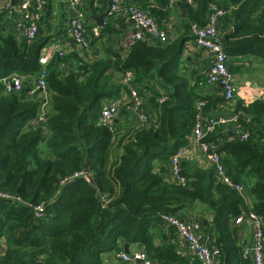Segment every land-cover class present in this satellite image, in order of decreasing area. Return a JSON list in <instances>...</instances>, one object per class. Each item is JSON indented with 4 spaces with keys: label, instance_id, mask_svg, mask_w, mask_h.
<instances>
[{
    "label": "trees",
    "instance_id": "16d2710c",
    "mask_svg": "<svg viewBox=\"0 0 264 264\" xmlns=\"http://www.w3.org/2000/svg\"><path fill=\"white\" fill-rule=\"evenodd\" d=\"M212 1H179L186 8L188 33L192 23H207ZM226 1L237 6L233 29L220 35L229 56L264 57V0ZM168 4L170 0L162 2ZM142 8L155 17L153 8ZM92 27L86 25L89 44L102 38L108 25L98 36ZM45 40L37 34L33 41H19L13 33L0 32V78L13 73L35 77L20 92L0 94V193L44 208L38 216L24 202L0 195V239L5 241L0 264H103L104 253L124 250L122 240L139 244L157 264H201L179 252L176 230L162 220V214H176L196 201L214 214L209 225L216 234L219 264H254L238 242L235 221L250 211L264 221V99L248 105L231 101L250 130L248 139L219 129L208 138L218 145L228 173L245 186L251 204L220 182L210 166L189 174L183 169L185 185L166 174L171 157L190 140L198 103L212 105L179 69L182 40H138L126 56L93 61L75 52L63 57L56 52L44 65ZM70 58L78 60L75 67L67 65ZM43 68L50 110L43 122H34L43 100L41 92L32 96L28 91ZM129 69L142 92L154 80L170 90L164 102L156 99L159 91L148 97L154 118L119 134L118 120L105 125L100 117L104 100L120 95L119 76ZM203 78L206 83L205 74ZM221 90L217 101L230 102ZM114 148L121 152L112 162Z\"/></svg>",
    "mask_w": 264,
    "mask_h": 264
},
{
    "label": "crops",
    "instance_id": "0c3cea01",
    "mask_svg": "<svg viewBox=\"0 0 264 264\" xmlns=\"http://www.w3.org/2000/svg\"><path fill=\"white\" fill-rule=\"evenodd\" d=\"M31 1V9L40 12L41 15L38 21V37L46 38V45L42 50L41 56L45 53L54 51V46L67 48V54L75 52L86 61H93L100 57L107 58L109 55L112 58L119 54L122 56L127 55L129 49L127 43L132 32V24L126 17L124 9L114 16L109 17L107 16L109 7V1L107 0H78L76 4H73L71 0ZM164 1L165 0H142L136 3L144 8H153L157 22L168 32L169 40L179 39L184 42L182 56L178 64L179 69L184 70L189 77L190 84L195 86V90L199 95L208 96L212 100V105L208 108H203L201 115L205 118L228 117L230 114L234 113L235 104L233 103V105H231V102L217 101L218 96L222 93V87L217 84L209 85L203 81L212 55L207 50L200 48L196 44L194 37L188 33L186 28V8L184 9L181 6L180 0H170L168 8L167 6L163 7L165 6L162 5ZM216 2L227 10V15L221 19L219 26L220 35H223L233 29V20L237 6L226 0H216ZM77 12L83 14L86 25H93L102 29L104 22H106V20L108 21L107 30L103 32L102 38L96 43H90L87 47L81 48L77 46L69 32V18L76 15ZM102 14H104V18L102 19L103 23L99 25L98 16ZM24 17L19 0H0V32L13 33L19 41L27 39L26 27L22 25L21 22L24 20ZM100 33L101 31L98 35H100ZM53 53L55 54V52ZM69 61L67 65H72L73 67H75L78 62V60L75 61L74 58H70ZM229 66L234 74L236 84L240 89L236 98V100L241 102L240 104L248 105L255 100L264 98V57L262 55L258 53L233 55L229 58ZM21 76L25 84H33L35 77L30 74H21ZM118 80L122 83V75L119 76ZM149 86V88H143L146 90L144 112L148 118H154L156 111L153 106L147 102L148 97H157V91H159V94H165L170 88L167 84L159 80L152 81ZM139 87L140 89L142 88L140 85ZM2 89H0V94L3 93ZM40 97L42 98L41 94ZM158 97L156 99H158ZM113 99H119L122 102L121 114L117 119L119 122L117 121L115 128L117 133L123 134L125 131L136 128L142 123L139 114L135 112L132 107L130 108V106H132L130 102L131 98L124 87H122V91L118 97L106 98L104 103ZM48 110L50 109L47 108V112ZM135 119H139L137 122L138 124L131 128L128 123H134L133 121ZM218 129L222 134L230 133L232 131V125H221ZM210 142L217 148L218 145H216L214 141ZM180 150H182L181 165L183 169L186 170V173L189 174L198 169L209 168V164L201 148L194 140V129L188 144L181 147L177 152ZM120 152V149L114 148L112 162L117 161ZM170 161L167 163L166 174L169 179L172 180ZM247 203L252 204V198L249 199L248 197ZM176 215L188 222L196 220L202 221L203 225L205 224L203 219H205L207 221V226L203 229L204 240L209 246L217 247L215 243V231L212 225H209V221H211L214 214L203 203L196 201L191 204H186L184 208L176 212ZM236 225L238 227V242L243 245L245 253L251 255L254 226L248 217L245 218L242 224L236 223ZM174 242L182 255L190 257L192 261L195 259L194 255L189 252L186 242L177 232ZM125 244L128 243L122 240L121 245L124 247ZM4 247L5 241L1 238L0 256ZM129 248L130 252L141 249L139 244L136 243L129 244ZM118 252L117 250H112L104 253L103 264H123L117 257Z\"/></svg>",
    "mask_w": 264,
    "mask_h": 264
},
{
    "label": "built area",
    "instance_id": "2783aa9c",
    "mask_svg": "<svg viewBox=\"0 0 264 264\" xmlns=\"http://www.w3.org/2000/svg\"><path fill=\"white\" fill-rule=\"evenodd\" d=\"M20 8L24 13L22 25L26 27V38L33 41L38 34V21L40 20V12L31 9V0H19ZM78 0H71L76 4ZM109 7L107 16L111 17L125 10L126 17L131 21L132 32L130 34L127 47L130 48L138 40H154L157 42L167 41L169 39L168 32L159 25L155 17L149 10L143 9L136 2L142 0H107ZM190 5H195L196 0H186ZM32 10V11H31ZM227 15V10L219 5L216 1L209 3L207 23L199 25L192 23L191 34L194 37L196 44L207 50L212 56L206 72V83L209 85H220L225 93L228 101H234L239 94V86L236 84L234 74L229 66V54L225 49L220 37V21ZM108 21L104 22L107 25ZM69 32L75 44L79 47H87L89 39L86 29V23L83 14L77 12L76 15L69 18ZM101 31L100 27L93 26L92 32L98 35ZM54 51L45 53L40 57V62L46 65L49 59L52 58L53 52H58L60 56H65L68 53L67 48L54 46ZM63 66H65L63 64ZM47 71L43 68L36 79L35 86L28 91L29 95L38 96L41 92L42 103L39 108L37 118L34 122H43L47 116V108L49 102V91L46 82ZM0 86L6 93L20 92L24 88V81L21 74L13 73L9 76L0 78ZM123 87L130 95V102L133 110L139 114L142 122H146L148 116L144 112L145 93L136 84L135 72L131 69L123 74ZM39 94V96H40ZM168 98L167 94H161L158 97L159 102H164ZM264 99V98H263ZM122 102L119 99H113L104 103L101 111V122L105 125H110L118 119L121 114ZM205 106V102H199L197 105V119L194 127V140L201 148L205 159L209 166L213 168L217 179L231 189L236 190L244 196L248 202L245 186L241 182H236L228 173L227 167L223 161V154L218 152L217 148L208 141L209 136L216 131L221 125H232V132L241 140H246L250 137V130L240 121L238 113L230 114L228 117H208L201 115V111ZM182 150L174 154L171 158V174L172 181L185 185L188 178L183 173L181 165ZM3 198L15 201H22L29 207H33L38 216L43 214L44 208L42 205H33L30 202H25L18 195L10 193H0ZM252 222L254 226L253 246L251 249V257L254 264H264V221L254 211L248 214H241L236 218L237 224H242L245 218ZM162 220L173 227L177 234L186 242L187 248L201 264H219L220 250L218 247L209 246L203 237V229L206 224L202 221H185L176 214H162ZM117 257L123 264H157L144 250L138 249L133 252L120 250Z\"/></svg>",
    "mask_w": 264,
    "mask_h": 264
},
{
    "label": "water",
    "instance_id": "95a60500",
    "mask_svg": "<svg viewBox=\"0 0 264 264\" xmlns=\"http://www.w3.org/2000/svg\"><path fill=\"white\" fill-rule=\"evenodd\" d=\"M99 18H98V20H99V25H102V19L104 18V14H102V15H100V16H98ZM160 43V42H159ZM231 134H233V132L231 131L230 132ZM203 221H204V223L205 224H207V221L205 220V219H203ZM124 249H125V251L126 252H130V248H129V244H125L124 245Z\"/></svg>",
    "mask_w": 264,
    "mask_h": 264
},
{
    "label": "rangeland",
    "instance_id": "374dc122",
    "mask_svg": "<svg viewBox=\"0 0 264 264\" xmlns=\"http://www.w3.org/2000/svg\"><path fill=\"white\" fill-rule=\"evenodd\" d=\"M0 89H2V87L0 86ZM2 91H4L3 89H2ZM145 94H146V92H145ZM138 120L139 119H135L133 122L134 123H131V122H129L128 124H129V126L132 128V127H135V126H137V122H138Z\"/></svg>",
    "mask_w": 264,
    "mask_h": 264
}]
</instances>
